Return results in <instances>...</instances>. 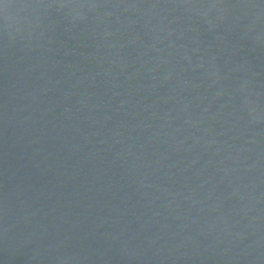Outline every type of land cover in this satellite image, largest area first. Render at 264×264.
<instances>
[{
	"label": "water",
	"instance_id": "95a60500",
	"mask_svg": "<svg viewBox=\"0 0 264 264\" xmlns=\"http://www.w3.org/2000/svg\"><path fill=\"white\" fill-rule=\"evenodd\" d=\"M0 264H264V0H0Z\"/></svg>",
	"mask_w": 264,
	"mask_h": 264
}]
</instances>
